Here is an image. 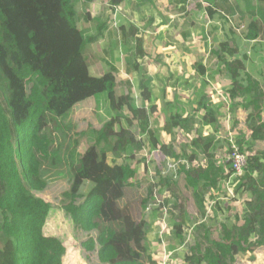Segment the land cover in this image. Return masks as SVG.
Wrapping results in <instances>:
<instances>
[{
  "label": "trees",
  "instance_id": "trees-1",
  "mask_svg": "<svg viewBox=\"0 0 264 264\" xmlns=\"http://www.w3.org/2000/svg\"><path fill=\"white\" fill-rule=\"evenodd\" d=\"M123 1L111 0L114 8ZM234 1L249 15L247 39L264 44V0ZM180 2L182 7L186 5V0ZM212 6L232 12L228 1ZM209 12L214 13L211 5ZM84 17L91 19L86 12ZM96 20L100 35L105 27ZM79 23L74 0H0V240L13 246L2 252V264H65L66 245L46 231L53 205L41 195L61 180L71 185L65 212L90 235L83 247L97 251L100 264H162L150 253L145 210L155 197L163 198L169 191L172 199L161 201L159 220L169 215L173 225L168 232L183 244L187 208L176 198V185L163 176L160 166L151 174L145 156V151H157L164 163L167 158H179L171 143L161 142L156 132L146 130V108L153 102V91L138 58L150 56L136 25L119 28L128 68L143 77L138 85L143 100L139 107L132 86L127 92H118L113 63L101 78L89 75L84 51L99 35L87 36ZM220 50L234 57L227 43H221ZM217 59L233 69L242 67L237 59L228 62L218 55ZM238 74L231 76L227 100L234 108L240 104L255 107L248 114L253 144L239 142L248 155L247 167L234 181L235 192L243 196L247 210L243 216L235 215L237 222L221 225L218 239L201 225L203 233L186 256L189 264H230L237 255L255 253L264 246V88L253 89L252 79L245 88ZM174 75L166 79L168 86L178 89L188 84L184 76ZM101 97L108 100L112 115L81 154L83 135L68 122L70 112L86 100ZM190 108L196 113L182 110L171 114L162 131L167 137L195 132L192 144L207 164L182 166L181 170L204 209L206 195L219 191L233 168L229 162L224 169L217 166L215 134L222 127L215 106L206 95H200ZM207 127L211 130L205 131ZM137 128L149 134L150 143L136 138L131 130ZM111 149L128 157L139 156L143 176L138 178L137 169L129 164L110 163ZM194 160L192 155L190 161ZM87 184L89 189L83 195ZM78 263L83 264L79 259Z\"/></svg>",
  "mask_w": 264,
  "mask_h": 264
},
{
  "label": "rangeland",
  "instance_id": "rangeland-1",
  "mask_svg": "<svg viewBox=\"0 0 264 264\" xmlns=\"http://www.w3.org/2000/svg\"><path fill=\"white\" fill-rule=\"evenodd\" d=\"M180 1L124 0L121 5L114 8L111 0H74L80 16V30H83L87 36L97 37L99 34L96 19H99L105 27L97 41L84 51L89 75L101 78L107 73L109 64L113 63L117 68L115 77L118 92H127L132 86L133 98L139 107L142 106L143 100L138 85L143 77L135 72L133 67L128 68L126 53L121 46L119 28L136 25L139 28V36L144 41L145 51L150 56L147 59L138 58L143 68L142 74L145 78H150V87L153 91V102L146 108L148 115L146 130L156 132L161 142L171 143L179 158H167L164 163L157 151H145V156L151 174L160 166L163 176L175 183L178 192L176 198L186 204L187 208L183 244L168 232L167 228L173 225L172 218L166 214L164 220H159L158 208L161 201L163 198L172 199L169 191L162 195L163 198L154 199L145 210V220L150 225L147 236L150 253L162 262L165 258L162 253L166 250L171 254L168 264H189L186 256L189 248L203 233L201 225H206L212 230V232L208 231L210 235L218 239L221 235V225L237 222L235 215L243 216L247 208L243 196L235 192L236 178L232 174L231 178L221 183L219 191L215 189L206 195L204 209H200L193 191L185 182L181 168L206 166L207 160L192 144L195 132L191 134L182 132L167 138L166 133L162 131L165 122L171 114L182 110H188L189 115L196 113L195 109L190 108L191 102H196L197 96L206 95L211 104L216 106L220 117L222 128L215 134L217 148L215 155L217 166L224 169L233 144L239 148L240 141L244 145L248 142L253 144L252 132L248 127V114L255 111V107L251 104L247 106L240 104L234 108L232 102L226 101L223 93L227 92L226 89L230 85L226 79H231V76L237 72L245 88H249L248 79L255 82L252 85L253 89L258 87L260 91L264 86V44L247 39L249 15L244 7L234 0H214V2L186 0L184 7L181 6ZM224 1L232 5V12H209L210 5L214 10L213 3L219 5ZM85 12L90 15V21L85 19ZM207 15L210 16V21ZM221 43L228 44L229 49L235 52L234 57L223 54L220 50ZM217 55L226 58L228 62L237 59L242 63V67L233 69L230 64L220 62ZM174 74L184 76L188 84L178 89L168 86L166 79ZM177 103L182 107H178ZM111 115L108 100L104 97L86 100L70 112L68 122L76 125L77 130L83 135L84 143L79 148L81 154L95 141V131L99 130ZM261 123L264 125V116ZM125 126L127 127L126 124ZM204 130L211 129L207 127ZM131 131L138 140L142 138L145 143H150L147 132H140L138 128ZM255 146L256 149L260 147L257 144ZM192 155L196 160L190 161ZM108 158L110 163L129 164L133 169H137L138 178L143 176L141 172L143 166L136 154L128 157L111 149ZM225 171L227 172L226 168ZM70 187L69 181L61 180L50 185L41 194L53 205L46 226L47 234L61 239L66 245L65 264H79L78 259L83 264H100L97 251H88L83 247V243L90 235L75 225L65 212V207L70 203ZM88 189L87 184L81 193L84 195ZM261 203L264 205V193ZM262 216L264 219V214ZM12 248L10 241L0 240V264H2V252ZM230 264H264V246L255 253L237 255L236 260L230 261Z\"/></svg>",
  "mask_w": 264,
  "mask_h": 264
},
{
  "label": "built area",
  "instance_id": "built-area-1",
  "mask_svg": "<svg viewBox=\"0 0 264 264\" xmlns=\"http://www.w3.org/2000/svg\"><path fill=\"white\" fill-rule=\"evenodd\" d=\"M233 28L235 30V27ZM250 82L251 81H249L248 79L247 80L248 85L250 84ZM228 162L231 163L232 165L233 177L240 178L245 173V168L247 167V163H248V155L247 153L242 152L241 149L237 145L233 144L232 149L230 153L228 154ZM155 199H158V198L155 197ZM162 255L165 257L162 261V264H168V260L171 254H169L166 250H164Z\"/></svg>",
  "mask_w": 264,
  "mask_h": 264
},
{
  "label": "crops",
  "instance_id": "crops-1",
  "mask_svg": "<svg viewBox=\"0 0 264 264\" xmlns=\"http://www.w3.org/2000/svg\"><path fill=\"white\" fill-rule=\"evenodd\" d=\"M214 11H218V12L220 11V12H223V11H221V10H219V9H216V8L214 9ZM209 18H210V16L207 15V19H208V20H209ZM209 21H210V20H209ZM233 29H234V28H233ZM251 42H255V41H251ZM205 47H206L207 50H208L207 45H206ZM207 50H206V52H207ZM206 79L208 80V78H206ZM226 80L230 83L229 87L226 89V91H227V90H229V88H231L230 86H231V83H232L233 79L227 78ZM263 83H264V79H263ZM263 88H264V86H263ZM227 93H228V92H227ZM227 93H226V92L223 93L224 98L226 99V101H228L227 98H226ZM213 98H214V97H213ZM214 100H215L216 102H219L218 99H215V98H214ZM185 103H187V102H185ZM177 105H178V107H182L179 103H177ZM215 109H216V106H215ZM216 110H217V109H216ZM238 111H239V110H238ZM168 137H169V136H168ZM168 137H167V138H168ZM165 142H167V141H165Z\"/></svg>",
  "mask_w": 264,
  "mask_h": 264
}]
</instances>
